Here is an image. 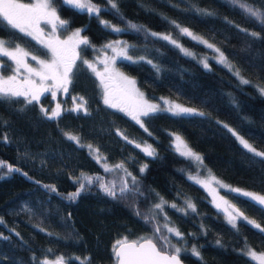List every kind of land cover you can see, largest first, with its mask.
Wrapping results in <instances>:
<instances>
[{
  "label": "trees",
  "instance_id": "trees-1",
  "mask_svg": "<svg viewBox=\"0 0 264 264\" xmlns=\"http://www.w3.org/2000/svg\"><path fill=\"white\" fill-rule=\"evenodd\" d=\"M90 2L100 9L98 16L51 0L66 22L57 26L58 33L65 36L79 28L80 38L88 41L76 48L80 58L61 97L60 116L49 119L42 111V106H52L49 93L31 104L25 97L0 98V161L19 169L0 167V264H42L56 257H62L63 264H115L118 242L144 238L153 239L160 249L179 248L178 255L188 264H257L245 253L264 252V210L240 190L264 196V157L250 152L234 133L264 152V94L259 91L264 88V24L241 7L264 12V0H113L116 8L110 0ZM102 21L125 30L114 32ZM129 24L203 52L208 67L170 41L137 32ZM180 28L206 39L236 68H226L210 55L212 48L207 50ZM0 37L7 45H21L42 57L50 53L2 19ZM117 39L127 43L134 58H116L117 70L135 81L148 99L167 97L203 115L158 111L138 122L105 104L107 89L83 61ZM10 71L11 61L3 58L1 73ZM81 103L87 111L73 110ZM67 134L76 136L79 144ZM176 135L201 157L200 164L175 148ZM141 145L154 154L148 155ZM206 172L222 185L227 201L244 213L238 216L230 210L234 223L189 178ZM85 177L93 182L87 184ZM125 180L135 191L121 196ZM81 183L85 189L69 199ZM101 183H115L117 197L107 195ZM162 201L163 208H155Z\"/></svg>",
  "mask_w": 264,
  "mask_h": 264
},
{
  "label": "snow or ice",
  "instance_id": "snow-or-ice-1",
  "mask_svg": "<svg viewBox=\"0 0 264 264\" xmlns=\"http://www.w3.org/2000/svg\"><path fill=\"white\" fill-rule=\"evenodd\" d=\"M63 3L72 5L73 7L81 10H87V12L91 14H95L98 16L100 9L96 7L94 4L90 2V0H62ZM112 8H116L117 5L113 0H110ZM241 7L245 9V11L253 18H256L261 24H264V12L257 10L253 7H249L245 4H241ZM0 19L6 22L7 25H10L14 29H18L20 32L26 33L29 36H32L34 39H40V34L42 33V29L39 27L41 20H44L46 23L52 24L53 29H55L56 24L59 23L60 25H64L66 22L61 20L56 13L55 8L51 7L50 0H39L36 4L26 5L17 3L16 0H0ZM106 27H110L114 32H121L125 29H121L115 27L114 25H110L107 21H102ZM172 23H175L174 21ZM129 28L140 32L145 31L147 35L152 37H158L159 39H163L166 41H170L172 44L180 47L177 45V42L173 40L168 35H161L155 32H148L143 26H138L136 24H129ZM179 28V25H177ZM81 29H77L73 32L72 37H69L67 41H60L58 39H49L47 41L40 40L42 44L45 45L46 48L50 50L52 59L50 61L41 60L36 56H31L33 61H36L39 67L33 68L29 65L27 61V57L31 54L21 49L19 46L13 45L11 46V50L9 46H6L7 42L3 39H0V55L9 57L10 59L14 60L16 63V75L10 76L7 79H0V98L3 97H25L26 102L31 104L33 101H39L40 97L45 92H51L53 98H55L57 91L62 90L64 93L68 92V85L71 83L70 73L72 72V68L75 65V61L79 59V53L76 51V47L79 44H87L88 41L86 38L81 39L80 33ZM180 32L182 34H186L193 39H197V37L193 36V33L189 31L187 28H180ZM251 35L256 36L257 33H252ZM75 38V43H71ZM202 43L207 44L209 48H212L213 45L208 44L207 41L201 40ZM116 43V42H114ZM114 43H109L105 47L111 48L114 52H116V47H114ZM127 46H121L120 51L117 55L127 58L131 60L132 57L127 55ZM186 55H192V53L184 50ZM219 52V49H216ZM143 59V58H141ZM220 60L221 62H226V58L224 57L223 53H220ZM114 63V58L111 61ZM151 63V61H148ZM93 72L96 73L97 76L101 78L103 81L105 73L109 71V60L106 58L104 61H101L105 65V72H97L94 64L89 63L87 60L83 61ZM205 67L207 64L205 63ZM23 68L27 76L22 81L17 79V76L20 74V69ZM239 75V73H236ZM120 75V74H117ZM33 77L38 78L40 83H36V79ZM122 79L126 80V82L134 87L135 81L128 80L126 77H121ZM242 79V83L247 84L249 83L248 80ZM51 81V84L47 82ZM107 88V85H105ZM261 94H264V88L259 89ZM75 99V98H74ZM80 100L82 101L83 98L81 97ZM105 104H110L112 107H118L116 103H113L111 98L106 94L104 99ZM167 105L165 109H161L158 105L149 104L146 101H143L142 94H141V104L139 106V115L149 116L151 113H156L158 111H167L172 112L174 114H199L203 115V113H196L194 109L184 108L178 104H171L168 101H164ZM87 111L84 108L83 103L77 104L73 110L80 111V110ZM42 111L49 119H53L59 117L61 114V105L59 103L56 104L55 108L51 110L49 115L48 109H43ZM134 119L139 121V116H133ZM142 126V125H141ZM70 140L75 141L79 144V139L76 136L67 134ZM240 143L244 145L250 152L255 153L258 157H264V152H257L255 148L247 143L243 138H239ZM177 141V149H183L181 152L182 155L190 156L195 158L196 160H201V157L193 153L190 149L187 148V145L183 143L179 136L176 137ZM91 148V146H88ZM139 147V145H137ZM144 151L147 152L148 155H153V151L150 148H145ZM99 161V157H97ZM0 167H6L9 172L15 170L19 171V169H13L12 165H6L4 162L0 161ZM117 167H123V165H117ZM105 170L110 171L105 165ZM144 169H141L143 171ZM26 175V174H25ZM131 175V173H128ZM96 179H99L98 177ZM87 184H91L93 182L92 177H85ZM136 178L132 177V182L135 183ZM51 187L52 191H56L54 186H46ZM100 187L103 191L111 196L117 197L118 193L116 190V185L113 183L112 185L101 183ZM85 189V183H81L79 185V190L69 194V199H75L80 195V191ZM130 191H135L134 189L128 188L127 180L122 182V186L119 189V194L123 196ZM239 191V190H233ZM244 196H249L251 199L258 203L261 206V209L264 210V196H254L251 193L244 192L242 193ZM165 202H161L155 205V208L161 209L163 208V204ZM173 208L176 206L173 204L171 205ZM188 208H192L195 210L194 205L191 203L187 204ZM139 214V213H137ZM242 215V214H241ZM247 220V217H244ZM235 217L232 218L230 222L234 223ZM249 223H254L253 221H248ZM256 228H260V225H255ZM170 232H174L176 236H180L181 233L173 228L168 229ZM156 231L158 232L159 229L157 228ZM264 231V229H261ZM219 243V241L217 242ZM119 244V242H118ZM115 255L119 258V264H180L178 259V254L180 252L179 248L175 249L177 255H165L161 251L157 250L156 245L152 243L151 240H147L142 244L137 245L136 243L128 244V245H120L119 248L114 249ZM194 255H199L196 249H193ZM251 260L257 262V264H264V252L257 253L252 249H248L245 253ZM42 264H63V258L60 257L54 262L50 261H43Z\"/></svg>",
  "mask_w": 264,
  "mask_h": 264
},
{
  "label": "rangeland",
  "instance_id": "rangeland-1",
  "mask_svg": "<svg viewBox=\"0 0 264 264\" xmlns=\"http://www.w3.org/2000/svg\"><path fill=\"white\" fill-rule=\"evenodd\" d=\"M38 2H39V0H32L30 3H28L26 5L36 4ZM17 3H20V2H17ZM21 4H23V3H21ZM50 4H51V7H53L52 3H51V0H50ZM57 26H59V23H57L55 29H53L52 24L46 23L44 20H41L39 27L43 31L40 34V39H36V40H38V42H40V40L47 41V40H49L51 38V39H58L60 41H67V40H69V37H72L73 32H75L77 29H79V28L74 29L73 31H71L68 34H66L65 36H61L58 33V31H57ZM192 33H193V36L197 37V39H195V40H197L199 42H201V40L207 41L206 39L200 37L198 34H196L194 32H192ZM0 39H2V38L0 37ZM114 42H116V43H114ZM176 42H177V45H180V47H178V46L177 47L180 49V51L182 53L185 54L184 50H187L188 52L192 53V55H190L191 57H193L195 60L200 62L203 66H205V63H206L207 67H208L209 63H207L208 60L206 58V54L203 55V52H200V53L194 52L193 50H189V49L185 48L184 46H182L180 44V42H178V41H176ZM71 43H75V38L73 39L72 42H70V44ZM109 43H114V47H116V52H114L111 48L105 47ZM109 43H106V44L102 45L99 48V51H97L95 57L93 59H91V60H88V62L94 64L97 72L104 73L105 72V65L103 63H101V61H104L106 58L109 60V65H108L109 71L107 73H105L103 81L101 80V78L99 76L96 75L95 72H94V74L98 78V80L100 81L102 87L105 90L107 89L105 95L107 94L111 98L113 103H116L118 105V107H115V108L123 110L126 113H129L132 117L133 116H139V121L141 122V118L143 117V115H139V106L141 104V94H142L143 101H146L149 104L158 105L161 109H165L167 107V105L164 103V101H168L171 104H178V105H180V106H182L184 108L194 109L196 113L199 112L198 109H196V108H194L192 106L181 104V103L173 101V100H171L170 98H167V97H161L158 100H150V99H148L145 96L144 92L136 85V83H135L134 87L132 85L128 84L126 82V80L122 79L121 77H126L128 80H132V79L130 77H128V76L123 75L119 70H117V67L115 65V59L119 58V57H122V56L117 55V53L120 51V47L121 46H127V43L126 42H122L119 39L113 40V41H111ZM207 43H209V42L207 41ZM202 44L208 50L207 44H205V43H202ZM6 46H9V48L11 50V46H13V45H7L6 44ZM16 46H19L21 49H23L24 51H26V52L31 54L29 57H27V61L26 62L29 65H31L33 68H37V67H39V65L37 64L36 61H33L31 59V56H36V57H38L41 60H47V61H50L52 59L51 53H49V55L47 57H42L40 55H37L35 53L30 52L29 50H27L26 48H24L21 45H16ZM216 49L217 48L215 46H213L210 55L213 56L215 58V60L221 62L220 53H222V52L221 51L217 52ZM126 50H127V47H126ZM127 55L130 56L128 54V52H127ZM130 57H132V56H130ZM3 58L11 61V71L9 72L8 75L1 73V68H2V64H3ZM113 58H114V63L111 62ZM123 58H125V57H123ZM132 59H134V58L132 57ZM227 62H229V61L226 60V62H221V63L226 65L227 66L226 68L232 69V67L234 66L233 63L231 64V62H229L231 64V65H229ZM230 71H232V70H230ZM117 74H120V75H117ZM13 75H16V63H15V61L10 59L9 57L0 55V79H7L8 77L13 76ZM26 76H27V73H25L24 69L21 68L20 69V74L17 76V79L22 81L23 79H25ZM33 79H36V83L37 84L40 83L38 78L33 77ZM47 83L51 84L52 82L48 81ZM105 85H107V88L105 87ZM45 93H49L50 97L52 99V106H51L50 109H48L49 110V115H50L51 110L55 108L57 103H59L61 105V107H62L61 97H62L64 92L62 90L57 91V94H56L55 98L52 97L51 92H45ZM104 99H105V96H104ZM107 105H110V104H107ZM42 108L43 109H47L45 106H42ZM234 134L237 137L239 142H240L239 138H243L245 141H247V143L249 145H251L253 148H255L243 136H241L240 134H238L236 132ZM177 136L178 135L173 137V143H174V146H175L176 149H177V141H176V137ZM181 140L183 141L182 138H181ZM183 143L185 145H187L184 141H183ZM141 147L143 149L148 148L147 146H142V145H141ZM187 148L190 149L188 146H187ZM255 149H256L257 152H263V151H261V150H259L257 148H255ZM91 151H93V149ZM178 151L182 152L183 149H180ZM192 152L194 153V151H192ZM188 157H190V156H188ZM190 158H192L197 164H200V160L198 161V160H196L193 157H190ZM189 178L191 180H193L194 182L198 183L200 186H202L205 189V191L209 195L211 204L218 211H221L223 213V215L225 217H227V218L231 219L233 217V214L230 212V209L227 206V203L229 201H227V198L220 191V186H222V185L219 183L218 180H216L208 172H206L204 174H200V173L189 174ZM240 191L243 192V193L247 192V193L253 194L254 196H258L257 193H255L254 191H250V190H245V191L240 190ZM247 197H249V196H247ZM249 198L251 199V197H249ZM162 249L168 250L169 252H173L172 248H164V247H162ZM256 252L257 253H261V251H256ZM58 258H60V257L49 258V259H47V261L54 262Z\"/></svg>",
  "mask_w": 264,
  "mask_h": 264
},
{
  "label": "water",
  "instance_id": "water-1",
  "mask_svg": "<svg viewBox=\"0 0 264 264\" xmlns=\"http://www.w3.org/2000/svg\"><path fill=\"white\" fill-rule=\"evenodd\" d=\"M227 206L233 213L237 214L238 216H244V213L240 209H238L234 204H232L231 202L227 203ZM147 240H151L152 243H154L156 245L157 250L161 251L163 254L169 255V256L177 255L176 252H169L168 250H164V249L158 248L156 242L153 239H150V238H144V239H141V240H138V241H136V240L121 241V242H119V244L117 243L115 245L114 249L119 248L120 245H125L126 246L128 244H133V243H136L137 245H139V244L144 243ZM114 256H115V264H119V258L115 255V251H114ZM178 259L180 261V264H188L185 261H183L179 255H178Z\"/></svg>",
  "mask_w": 264,
  "mask_h": 264
}]
</instances>
